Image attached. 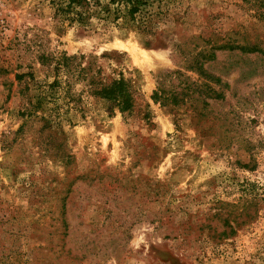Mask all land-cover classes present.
Returning <instances> with one entry per match:
<instances>
[{
	"label": "rangeland",
	"instance_id": "374dc122",
	"mask_svg": "<svg viewBox=\"0 0 264 264\" xmlns=\"http://www.w3.org/2000/svg\"><path fill=\"white\" fill-rule=\"evenodd\" d=\"M144 2L82 27L0 0V264H264V57L231 50L264 51V0Z\"/></svg>",
	"mask_w": 264,
	"mask_h": 264
},
{
	"label": "trees",
	"instance_id": "16d2710c",
	"mask_svg": "<svg viewBox=\"0 0 264 264\" xmlns=\"http://www.w3.org/2000/svg\"><path fill=\"white\" fill-rule=\"evenodd\" d=\"M50 4L54 8L55 14L60 16L63 22H67L69 25L76 23L82 27H86L88 20L92 17L105 22L110 18H112V22H117L120 19L126 18H128L129 21L139 22L136 16L139 15L141 13V9L147 5L144 0H105L104 4H102L99 0H50ZM231 50H236L243 55L256 53L264 57L263 50L250 48L248 46H234ZM208 58L212 59V55ZM73 62L74 58L66 57L65 54H62L60 57L55 59L54 69L56 73H77L78 77H85L84 72L86 70H90L91 66L94 65L93 72L86 83L89 87L90 94L100 100L105 112L112 115L115 110L121 114L129 113L132 110V87L129 81L125 80L121 74L117 79H111L106 82L102 77H100V68L92 62L89 63L88 69L79 68V66L73 64ZM191 69L193 70V68ZM194 70L200 73V75L206 77V79L210 78L201 71L200 66ZM212 80L219 83L218 78H213ZM58 86L59 82L54 80V82L50 85V88L53 89ZM196 87L201 88L202 86L197 85ZM204 89L216 98L222 96L221 93L216 92L207 86H205ZM152 100H162L163 104L166 105L168 98L162 95L158 96L157 92H153ZM242 167L247 168L248 165H244Z\"/></svg>",
	"mask_w": 264,
	"mask_h": 264
}]
</instances>
